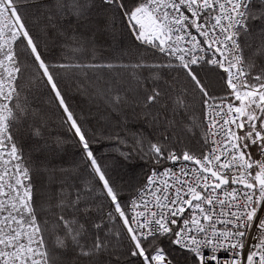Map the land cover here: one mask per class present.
<instances>
[{
    "label": "snow or ice",
    "instance_id": "obj_1",
    "mask_svg": "<svg viewBox=\"0 0 264 264\" xmlns=\"http://www.w3.org/2000/svg\"><path fill=\"white\" fill-rule=\"evenodd\" d=\"M0 264H264V0H0Z\"/></svg>",
    "mask_w": 264,
    "mask_h": 264
},
{
    "label": "trees",
    "instance_id": "obj_2",
    "mask_svg": "<svg viewBox=\"0 0 264 264\" xmlns=\"http://www.w3.org/2000/svg\"><path fill=\"white\" fill-rule=\"evenodd\" d=\"M79 99H80V98H79V97H77V101H78V102H79Z\"/></svg>",
    "mask_w": 264,
    "mask_h": 264
}]
</instances>
